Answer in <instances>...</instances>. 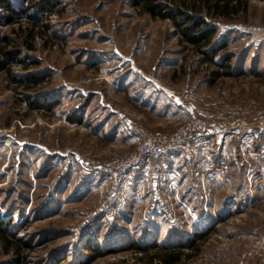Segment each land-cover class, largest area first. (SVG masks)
I'll return each instance as SVG.
<instances>
[{"label":"rangeland","instance_id":"1","mask_svg":"<svg viewBox=\"0 0 264 264\" xmlns=\"http://www.w3.org/2000/svg\"><path fill=\"white\" fill-rule=\"evenodd\" d=\"M135 1L0 0V226L20 264H161L198 231L179 264H264V0H203L179 28ZM195 122L191 161L118 170Z\"/></svg>","mask_w":264,"mask_h":264},{"label":"trees","instance_id":"2","mask_svg":"<svg viewBox=\"0 0 264 264\" xmlns=\"http://www.w3.org/2000/svg\"><path fill=\"white\" fill-rule=\"evenodd\" d=\"M177 6H171L169 7V4L166 0H136L135 3L137 6L141 8V10L147 14L150 17H159L160 19H167L172 21L173 25H175L177 28L181 26L180 23H178V19L182 15L181 13L185 10L190 11L192 14H194V8L195 3L202 2L203 0H176ZM212 1V0H206V2ZM214 9L218 8V5H222V10L228 11L230 4L234 3L236 6V10L238 9H245V5L247 3V0H214ZM5 5V2H0V7H5L8 10V13H13L10 3H7ZM167 7V8H166ZM188 7V8H187ZM191 14V15H192ZM9 21L11 22V18H9ZM206 26L205 23H200L198 20L194 21L191 26H188L185 28H181L179 30V33L183 35L187 41L197 46L199 49L201 48V42L204 43L205 46H209L211 43V37L213 35V32H201L203 28ZM216 52V50H215ZM13 53L5 52L4 49H0V58L5 59V63L0 61V71L5 70L6 72L10 73V69L7 67L10 63H13L15 58L13 57ZM4 61V60H3ZM179 234H182V232H179ZM204 235L201 232H196L195 235L191 240H188L185 244H183L182 248L179 250H171V249H164L163 253L159 256V260L161 264H179L183 261L185 258H189L188 255L185 254V251L182 249H189L191 251L195 252V255H198L201 251V246L196 244V242L203 241ZM3 246L4 249H8V251H15L16 254V262L18 264L23 262V259L20 256V250L22 247L26 249H31V245L27 242H24L23 240H15L13 236H9V233L7 230H5L3 227L0 226V246ZM137 251L140 250V248H135Z\"/></svg>","mask_w":264,"mask_h":264},{"label":"built area","instance_id":"3","mask_svg":"<svg viewBox=\"0 0 264 264\" xmlns=\"http://www.w3.org/2000/svg\"><path fill=\"white\" fill-rule=\"evenodd\" d=\"M189 126L174 138H149V141H146L141 146L138 156L134 160L127 162V164L120 166L118 170L122 173L130 170L141 172L146 162L156 158L160 160L176 152H182L185 158L191 161L195 143L203 141L210 134L203 131L206 126L200 122H195ZM260 134L263 135L264 130Z\"/></svg>","mask_w":264,"mask_h":264},{"label":"crops","instance_id":"4","mask_svg":"<svg viewBox=\"0 0 264 264\" xmlns=\"http://www.w3.org/2000/svg\"><path fill=\"white\" fill-rule=\"evenodd\" d=\"M175 157H176V156H175ZM174 163H175V164H172V163H171L172 165H171V164H170V165H171V166H177V165H178L177 160H176V162H174Z\"/></svg>","mask_w":264,"mask_h":264}]
</instances>
